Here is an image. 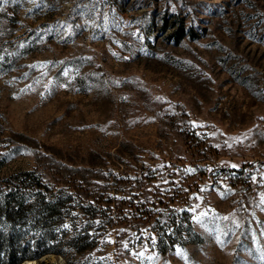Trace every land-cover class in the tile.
<instances>
[{
	"label": "rangeland",
	"instance_id": "374dc122",
	"mask_svg": "<svg viewBox=\"0 0 264 264\" xmlns=\"http://www.w3.org/2000/svg\"><path fill=\"white\" fill-rule=\"evenodd\" d=\"M30 172L98 242L35 264H264V0H0V207Z\"/></svg>",
	"mask_w": 264,
	"mask_h": 264
},
{
	"label": "trees",
	"instance_id": "16d2710c",
	"mask_svg": "<svg viewBox=\"0 0 264 264\" xmlns=\"http://www.w3.org/2000/svg\"><path fill=\"white\" fill-rule=\"evenodd\" d=\"M27 178L19 182L16 189L7 193L0 207V264H23L27 260L58 252L59 246L70 245L78 252L88 251L97 245V239L84 228L73 225L75 235L67 240L68 230L61 231L63 221H46L50 216L65 217L71 207L64 195H54L43 180L30 172ZM51 194V197L48 195ZM40 196L36 203L32 197ZM93 208V206L91 205ZM95 209V208H94ZM84 210V209H83ZM85 214L96 217L98 211ZM35 216L41 217L39 220ZM33 218V219H31ZM171 224L173 232L164 229L159 234V250L166 253L173 249L186 225H191L188 211L174 213ZM45 220V221H44ZM61 237L59 238L58 236ZM57 240V245L53 242ZM34 245V249L30 248Z\"/></svg>",
	"mask_w": 264,
	"mask_h": 264
},
{
	"label": "bare ground",
	"instance_id": "6f19581e",
	"mask_svg": "<svg viewBox=\"0 0 264 264\" xmlns=\"http://www.w3.org/2000/svg\"><path fill=\"white\" fill-rule=\"evenodd\" d=\"M24 264H35V262L31 261V260H27V261L24 262Z\"/></svg>",
	"mask_w": 264,
	"mask_h": 264
}]
</instances>
